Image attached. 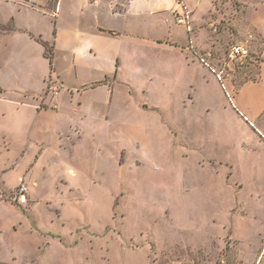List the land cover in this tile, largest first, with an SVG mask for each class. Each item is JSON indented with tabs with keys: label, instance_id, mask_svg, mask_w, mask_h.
<instances>
[{
	"label": "rangeland",
	"instance_id": "1",
	"mask_svg": "<svg viewBox=\"0 0 264 264\" xmlns=\"http://www.w3.org/2000/svg\"><path fill=\"white\" fill-rule=\"evenodd\" d=\"M189 1L206 17L209 6L210 24L202 33L217 57L216 65L206 66L212 74L197 78L194 92L186 87L173 92V73L151 66L165 65L162 57L173 64L177 58L149 51L156 80L147 86L131 77L134 92L116 94L110 119L97 123L99 135L79 141V126H71L75 138L67 139L64 150L55 137L61 129L58 116L36 119V129L44 122L42 135L28 136L22 129L31 114L5 109L0 119L1 246L28 256L27 251L41 254L52 244L46 254L62 264H109L120 245L145 247L149 264H217L236 243L231 237L235 221L242 227L253 224L256 232L264 229V138L261 145L255 138V127L264 131V117L255 126L236 108L240 86L254 79V54L264 53V0ZM11 13L0 9L4 17ZM236 44L248 50L243 65L227 61ZM30 48L18 40L0 44L2 96H30L52 86L49 72L43 82L45 66ZM219 70L222 83L215 77ZM85 97L91 100L94 93ZM40 141L48 145L43 153ZM8 143L11 151L3 148ZM255 158L261 163L255 165ZM19 184L27 191L14 199ZM259 246L264 248V235L255 249Z\"/></svg>",
	"mask_w": 264,
	"mask_h": 264
},
{
	"label": "crops",
	"instance_id": "2",
	"mask_svg": "<svg viewBox=\"0 0 264 264\" xmlns=\"http://www.w3.org/2000/svg\"><path fill=\"white\" fill-rule=\"evenodd\" d=\"M183 1L191 13V32L175 22V12L179 11L177 0H1L0 9L4 12L13 10V13L8 18L0 15V44L9 45L18 40L29 45L36 60L39 58L45 66L41 76L43 82L49 72L50 80L56 79L52 85L58 87V93L54 95L43 89L38 91L40 96L30 91V96H2L5 91L0 89V119L5 116V109L12 115L27 112L31 116L22 131L28 136H39L42 135L39 128L44 122L36 129V119L51 114L58 116L61 121L57 120V124L61 129L55 137L60 150L69 145V137L75 138L71 126H79L83 134L79 141L87 140V134L98 132V136L97 123L110 119L109 110L117 104L116 94L134 92L135 81L131 77L147 86L156 80L153 71H149V51L173 54L177 58L173 64L169 57H162L165 65L155 62L151 66L156 72L159 66L161 70L167 67L173 73V92H179L181 87L194 92L197 78L204 81L212 74L206 66L216 65L217 57L211 52V39L202 33L207 30L206 24H210L209 6L206 17V11L197 13L199 4ZM48 47L52 50L51 61L46 54ZM259 53L254 54L255 63L250 65L254 79L243 83L236 94V108L248 122L254 121L255 126L261 124L264 117V53ZM201 56H205L206 65L201 63ZM225 67H228L227 63L222 64L223 70ZM70 77H73L72 82ZM136 91L145 92L143 89ZM89 92L94 93L91 100L85 97ZM100 108H103L102 115L97 112ZM62 126L67 128L63 130ZM263 132L255 127V138H261L259 145L264 138ZM40 142L43 153L48 145ZM9 146L10 143L4 144L3 148L11 151ZM257 163L255 158V165ZM255 172L258 173L257 169ZM252 221L255 223V219ZM232 229L231 237L236 243H230V249L222 255L226 264H262L264 248L259 246L256 250L255 243L264 235V229L256 232L253 224L242 227L236 221ZM255 237L258 238L256 241ZM51 247L52 244L41 254L35 250L33 255L27 251L28 256H19L0 245V264H62L46 254ZM149 263L146 248L133 245H120L111 252L109 261V264Z\"/></svg>",
	"mask_w": 264,
	"mask_h": 264
},
{
	"label": "built area",
	"instance_id": "3",
	"mask_svg": "<svg viewBox=\"0 0 264 264\" xmlns=\"http://www.w3.org/2000/svg\"><path fill=\"white\" fill-rule=\"evenodd\" d=\"M20 2H23L24 0H18ZM177 5L179 8L178 12H175V22L178 25H183L187 32H191V27H190V11L186 7V5L182 2V0H177ZM248 57V50L246 47L243 45H236L233 46L228 54V60L229 61H236L240 64H243ZM205 64V63H204ZM206 65V64H205ZM223 72H217L215 77L222 83L223 78H222ZM52 81L51 84L52 85ZM48 91H52L54 95H57L58 93V87L55 86H49ZM27 191V187L24 184H19V186L14 190L12 193V196L14 199H21L24 198V193ZM217 264H226V260L224 256H221L219 259V262Z\"/></svg>",
	"mask_w": 264,
	"mask_h": 264
},
{
	"label": "trees",
	"instance_id": "4",
	"mask_svg": "<svg viewBox=\"0 0 264 264\" xmlns=\"http://www.w3.org/2000/svg\"><path fill=\"white\" fill-rule=\"evenodd\" d=\"M214 31H217V27H215V30H214ZM233 46H235V45H233ZM233 46H231L230 49H231ZM230 49H229V51H230ZM46 53H47V56H48L49 60L51 61V58H52V50H51V51L47 50ZM228 54H229V52H228ZM247 58H248V57H247ZM247 58H246V59H247ZM201 61L204 63V59H203V58H201ZM227 61H229V60H228V55H227ZM245 62H246V60H245ZM245 62H244V63H245ZM235 63H237L238 65H243V64H244V63H243V64H240V63H238V62H236V61H235ZM210 68H211V67H210Z\"/></svg>",
	"mask_w": 264,
	"mask_h": 264
}]
</instances>
